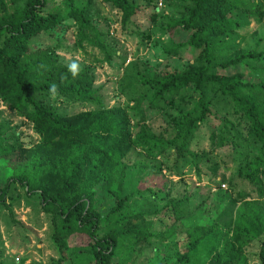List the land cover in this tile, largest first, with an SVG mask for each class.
I'll return each instance as SVG.
<instances>
[{"label": "trees", "instance_id": "trees-1", "mask_svg": "<svg viewBox=\"0 0 264 264\" xmlns=\"http://www.w3.org/2000/svg\"><path fill=\"white\" fill-rule=\"evenodd\" d=\"M98 1L116 11L125 32L142 6H154L147 29L137 32L141 43L167 36L174 44L164 55L191 49L193 61L137 70V91L110 106L90 68L73 77L60 61L54 33L73 28L78 48L96 47L108 62L120 57L94 23L96 0H0V105L37 136L26 147L0 110V169L8 170L0 218L6 210L23 226L13 205L36 200L59 255L50 264L84 254L90 264H131L121 256L158 248L177 232L186 244L165 256L173 264H250V257L264 264V35L250 46L238 41L240 30L264 21V0H165L170 15L156 0ZM44 34L53 42L43 48L37 41ZM62 105L85 108L69 113ZM200 131L209 148L193 150ZM231 163L233 177L218 195L201 194L183 178L184 169L200 180L201 165L215 175ZM164 168L184 194L168 188L160 208L134 207L132 198L144 191L162 197L165 190L140 183ZM162 215L174 222L166 226ZM154 218L165 228L156 230Z\"/></svg>", "mask_w": 264, "mask_h": 264}, {"label": "rangeland", "instance_id": "rangeland-1", "mask_svg": "<svg viewBox=\"0 0 264 264\" xmlns=\"http://www.w3.org/2000/svg\"><path fill=\"white\" fill-rule=\"evenodd\" d=\"M156 1L158 8H167L165 10L166 14H171V11L174 9L171 5L164 7L165 0ZM179 2L173 0L174 5ZM153 8L154 6L149 8L142 6L140 12L128 25L127 32H125L120 29L116 11L96 0L92 11L94 23L105 35L107 43L117 48L121 56L113 57L108 62L102 60V55L96 47L87 46L84 50L78 48L74 43L73 28L63 26L58 31H54L60 40V46L57 49L60 61L66 65L76 63L78 69L90 68L95 76V87H100V94L106 104L111 106L117 103H127L130 94L137 91L136 86H134L137 80V70H143L146 67L152 69L157 65L161 68H182L187 63L193 61L194 54L191 49H182L178 56L164 55L163 48H168L174 44L170 43L167 36L156 34L146 44L141 43L137 32L147 29L149 14L153 11ZM175 32L176 34L179 33L178 30ZM240 33L245 37H240L238 40L239 44L241 46H250L257 37L264 35V21L261 24H257L254 21L249 27L240 30ZM182 40H184V37L181 35L180 38H174V42ZM51 41L52 39H49V35L44 34L39 37L37 43L39 44L38 46L44 48L50 46L53 42ZM123 60H125L124 63H122ZM128 62L130 63L126 66ZM129 84L133 88L127 90ZM61 107L65 108L69 113H74L85 108L81 105H62ZM0 110H3L5 117L9 118L13 122V125L17 126V132H19L24 145L26 147L32 146L36 142L37 136L31 126L22 118L16 117L3 105H0ZM191 148L193 150L209 148L205 131H200L197 138L192 142ZM169 163L170 161L167 162V164ZM234 166L235 164L233 163L229 164V166L222 165L214 175L206 165H201L200 180L197 179L193 169L190 171L184 169L183 178L190 188L198 190L201 194H205L210 189L211 194L218 195V192L220 194L228 188V180L233 177ZM7 174V169H0V185L3 184V178ZM219 183L221 185L219 186L220 190L217 187ZM148 186L153 189L161 188L165 191L160 194L161 198L158 196L152 197L146 191L142 195L136 194L132 198L131 204L137 209L152 211L160 208L165 201L164 197L169 190L168 188L178 190L184 194L183 183L178 181L177 176L167 175L165 168L161 174H150L142 178L140 187L143 189ZM185 206H187L186 202L180 206L179 210ZM13 208L16 217L21 220L23 226L12 223L8 211L3 210L0 218V261L4 264H50L51 259H55L59 255L50 239L51 228L48 217L39 210L36 200L28 202L22 200L19 204H14ZM163 218L166 226L174 222L172 217L164 215ZM195 221H199L198 216L195 218ZM154 223L156 230L165 228V225L159 224L156 218H154ZM185 244V234L177 232L172 241H165L162 245H158V248L154 247L155 245L151 246L142 250L140 254L135 253L132 258L131 255L124 254L120 260L124 262L130 260L131 264H173L172 259L169 257L165 258V256L167 254L173 255L175 251L182 250ZM251 249L255 250L256 247L252 246ZM255 262L256 259L250 257V264H254ZM66 264H90L89 256L86 254L78 258L70 256Z\"/></svg>", "mask_w": 264, "mask_h": 264}, {"label": "clouds", "instance_id": "clouds-1", "mask_svg": "<svg viewBox=\"0 0 264 264\" xmlns=\"http://www.w3.org/2000/svg\"><path fill=\"white\" fill-rule=\"evenodd\" d=\"M68 71L71 73L73 77H75L78 73V65L76 63L69 64ZM49 92L52 97H55L57 92V87L55 84L50 86Z\"/></svg>", "mask_w": 264, "mask_h": 264}]
</instances>
